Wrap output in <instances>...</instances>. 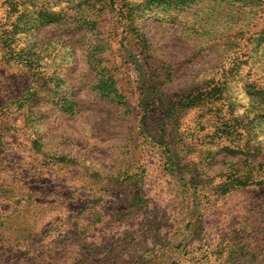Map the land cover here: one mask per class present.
<instances>
[{
	"label": "rangeland",
	"instance_id": "rangeland-1",
	"mask_svg": "<svg viewBox=\"0 0 264 264\" xmlns=\"http://www.w3.org/2000/svg\"><path fill=\"white\" fill-rule=\"evenodd\" d=\"M0 264H264V0H0Z\"/></svg>",
	"mask_w": 264,
	"mask_h": 264
}]
</instances>
